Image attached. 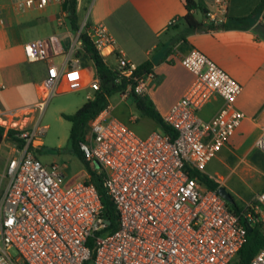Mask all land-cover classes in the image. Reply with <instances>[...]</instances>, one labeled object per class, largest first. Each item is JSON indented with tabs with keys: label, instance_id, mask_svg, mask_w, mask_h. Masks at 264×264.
<instances>
[{
	"label": "built area",
	"instance_id": "1",
	"mask_svg": "<svg viewBox=\"0 0 264 264\" xmlns=\"http://www.w3.org/2000/svg\"><path fill=\"white\" fill-rule=\"evenodd\" d=\"M46 3L24 1L37 8ZM227 3L213 0L214 8L205 13L209 20L222 23ZM65 16L66 12L57 18L59 24ZM174 22L171 19L169 24ZM81 32L99 53L115 44L103 23L89 24L87 17L60 66L51 61L48 40L24 43L27 60L49 63L39 110L58 93L63 75L73 73L69 87L79 88L80 78L74 75L82 71L77 55L83 46ZM115 55L118 78L126 80L121 98L144 95L150 72L139 74V65L120 48H115ZM181 63L194 79L162 117L174 130L173 137L162 131L138 135L110 115L108 103L91 120L86 140L79 143L118 212L117 229L106 234H98L108 224L95 185L87 177L65 179L62 167L43 164L33 155L35 141L46 127L0 123L6 130L14 129L21 140L17 154L6 165L7 183L0 195V264H85L91 254L94 264H229L246 239L241 219L259 222L264 236V187L245 204L240 216L217 189L199 178L244 118L235 106L242 86L197 48L185 53ZM89 86L92 93L99 89L95 73ZM214 93L224 103L212 118L202 120L197 111ZM255 147L264 154V130ZM249 264H264V243Z\"/></svg>",
	"mask_w": 264,
	"mask_h": 264
},
{
	"label": "crops",
	"instance_id": "2",
	"mask_svg": "<svg viewBox=\"0 0 264 264\" xmlns=\"http://www.w3.org/2000/svg\"><path fill=\"white\" fill-rule=\"evenodd\" d=\"M24 1L0 0V123L29 128L40 111L37 105L44 95L42 81L48 74L49 63L46 59L27 60L23 45L32 40H48L51 61L60 66L77 29L69 23L64 0H47L42 8L28 7ZM198 2L203 10H192L199 23L197 28H191L182 19L186 13L185 0H77V23L80 25L87 17L89 24L106 26L115 40L114 45L100 52L108 65H116L115 48H120L138 65H149L151 76L144 95L153 102L161 117L193 82L194 74L181 63V57L191 48L203 52L239 82L242 91L235 106L244 113V118L213 158L223 163L229 173L245 175L247 170H257L252 162L258 151L255 141L264 130V38L256 32L258 25L264 24V0H228L222 22L227 27L216 29L207 28L210 20L205 14L214 8L213 0ZM64 12V22L59 24L57 18ZM241 17L247 18L239 20ZM171 19H175L173 24H169ZM80 61L82 71L74 75L80 78V86L75 90L85 89L90 91L87 95L93 94L89 86L94 76L93 63ZM72 74L63 75L58 92L73 90L69 87ZM125 99L120 95L112 100L109 97L110 115L116 118L114 111L126 104ZM223 103L222 96L212 94L198 109L199 118L209 120ZM132 116L136 117L131 114L130 121ZM16 154V143L3 135L0 195L7 183L6 165ZM205 174L231 194L224 176L206 171ZM263 187L264 184L252 199Z\"/></svg>",
	"mask_w": 264,
	"mask_h": 264
},
{
	"label": "trees",
	"instance_id": "3",
	"mask_svg": "<svg viewBox=\"0 0 264 264\" xmlns=\"http://www.w3.org/2000/svg\"><path fill=\"white\" fill-rule=\"evenodd\" d=\"M76 2L77 0H64L69 23L75 30L79 27V24L77 23ZM185 8L186 13L182 19L191 28H197L199 23L195 19L192 10L197 8L203 10L199 5L198 0H185ZM246 18L247 17H241L239 20H245ZM222 27H227V25L224 23H214L212 21L207 23L208 29ZM256 32L259 37L264 38V24H259ZM81 39L83 41V46L82 50L78 52L77 55L80 59H82V61H92L94 73L99 79V89L95 90L92 94V98H88L78 109H76L75 112L71 114L62 113V117L71 123L69 133L71 149L85 165L87 181L95 185L100 201L103 205L102 215L110 222L104 229L98 232V234H106L117 229L119 222L118 212L112 200L102 187V179L100 175L96 174V167L91 165L84 158L81 150L79 149V143L86 140L91 120L109 103L108 99L111 95L119 93L125 88L126 80L123 77L118 78V70L115 66L108 65L104 61L103 57L96 50L92 41L85 32H81ZM148 72H150V68L147 63L139 65V74H146ZM131 96H133L137 110L142 116H147L153 120L157 125H159L162 132L170 134L172 137L174 136V130L164 123L153 102L147 96L136 95L134 93H132ZM14 134V129L10 128L6 130L4 126L0 125V140L3 135H5V137L11 139L19 145L21 140ZM199 178L210 188L217 189L219 186L216 181L209 178L206 174H201ZM229 208L241 216L243 208L240 207L234 199L233 203L229 204ZM241 222L244 224L246 229V239L233 258V262L235 264H249L251 258L264 243V236L262 235L261 225L259 222L248 223L243 219H241ZM91 243L92 238L89 240V244ZM93 258L94 255L91 254L90 259L85 264H94Z\"/></svg>",
	"mask_w": 264,
	"mask_h": 264
},
{
	"label": "rangeland",
	"instance_id": "4",
	"mask_svg": "<svg viewBox=\"0 0 264 264\" xmlns=\"http://www.w3.org/2000/svg\"><path fill=\"white\" fill-rule=\"evenodd\" d=\"M88 92L90 91L85 89L58 92L47 100L39 113L35 114L34 125L45 126L46 129L39 139H36L35 144L38 146L32 149L33 155L43 164L56 163L62 167L65 179L73 181L84 179L87 172L81 159L71 149L69 140L71 123L62 117V113L75 112L87 100ZM119 95L120 93H115L110 96V99H115ZM125 101L126 104L120 106L117 112L114 111L118 120L127 124L140 136H146L153 131L161 132L160 127L153 120L139 113L134 106L133 96H128ZM131 114L136 118L130 121ZM252 162L257 170H247L246 176L239 172L229 173L217 158H213L204 170L210 175L224 176L227 188L235 202L244 208L245 204L252 200L255 192L264 184V154L258 150L255 152ZM246 164L251 166V163ZM245 168L247 167L245 166ZM230 264L235 263L232 260Z\"/></svg>",
	"mask_w": 264,
	"mask_h": 264
},
{
	"label": "water",
	"instance_id": "5",
	"mask_svg": "<svg viewBox=\"0 0 264 264\" xmlns=\"http://www.w3.org/2000/svg\"><path fill=\"white\" fill-rule=\"evenodd\" d=\"M217 191H218V193H219L222 197H224V198H225L230 204L233 203V198H232L231 194L225 189V187H223V186H219V187L217 188ZM106 222H107V224L110 223L108 220H106Z\"/></svg>",
	"mask_w": 264,
	"mask_h": 264
}]
</instances>
